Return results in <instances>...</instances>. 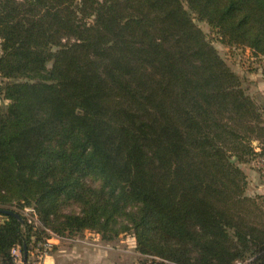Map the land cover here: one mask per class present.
<instances>
[{
	"label": "trees",
	"instance_id": "trees-1",
	"mask_svg": "<svg viewBox=\"0 0 264 264\" xmlns=\"http://www.w3.org/2000/svg\"><path fill=\"white\" fill-rule=\"evenodd\" d=\"M195 19L264 59V0H0V209L41 223L0 212V264L37 229L177 264L264 250L241 167L264 111Z\"/></svg>",
	"mask_w": 264,
	"mask_h": 264
},
{
	"label": "rangeland",
	"instance_id": "rangeland-1",
	"mask_svg": "<svg viewBox=\"0 0 264 264\" xmlns=\"http://www.w3.org/2000/svg\"><path fill=\"white\" fill-rule=\"evenodd\" d=\"M195 21L212 40L231 70L241 78L246 92L255 98L264 111V59L255 55L249 48L224 45L207 22L198 19ZM5 81L0 76V87ZM7 103V100L0 99V106L5 107ZM252 145L257 151L263 149L264 152V143L262 144L259 140L254 139ZM257 157L264 158V153ZM255 158L241 164L248 179L246 193L250 196L263 195L264 197V173L256 164ZM12 208L17 212L20 211L36 227H41L33 207L21 209L15 205ZM72 209L79 211L77 206H73ZM36 232L33 239L43 240L30 246L24 256L21 249L13 252L14 259L7 264H177L154 255L140 253L132 231L122 232L110 242L104 241L99 234L90 230L71 236H60L48 230L43 233L40 229ZM54 236L61 238L58 240ZM46 238L47 242L44 243ZM263 256L264 250L235 264H255Z\"/></svg>",
	"mask_w": 264,
	"mask_h": 264
},
{
	"label": "built area",
	"instance_id": "built-area-1",
	"mask_svg": "<svg viewBox=\"0 0 264 264\" xmlns=\"http://www.w3.org/2000/svg\"><path fill=\"white\" fill-rule=\"evenodd\" d=\"M255 162L256 164L258 165V167H260L264 173V158H261V157H257L255 158ZM56 239H60L61 237H58V236H54ZM48 244V243H47ZM20 247H17L13 250V252H16V250H19ZM15 256V255H14Z\"/></svg>",
	"mask_w": 264,
	"mask_h": 264
},
{
	"label": "water",
	"instance_id": "water-1",
	"mask_svg": "<svg viewBox=\"0 0 264 264\" xmlns=\"http://www.w3.org/2000/svg\"><path fill=\"white\" fill-rule=\"evenodd\" d=\"M0 212L5 213V214L14 215L17 218H19L20 220H23V218L17 212H15V211L7 210V209H0Z\"/></svg>",
	"mask_w": 264,
	"mask_h": 264
}]
</instances>
